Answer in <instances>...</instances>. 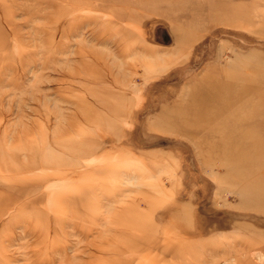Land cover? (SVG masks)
Wrapping results in <instances>:
<instances>
[{
	"label": "rangeland",
	"instance_id": "1",
	"mask_svg": "<svg viewBox=\"0 0 264 264\" xmlns=\"http://www.w3.org/2000/svg\"><path fill=\"white\" fill-rule=\"evenodd\" d=\"M263 180L264 0H0V264H264Z\"/></svg>",
	"mask_w": 264,
	"mask_h": 264
},
{
	"label": "bare ground",
	"instance_id": "2",
	"mask_svg": "<svg viewBox=\"0 0 264 264\" xmlns=\"http://www.w3.org/2000/svg\"><path fill=\"white\" fill-rule=\"evenodd\" d=\"M78 1H80V0H78ZM95 2H97V1H95ZM72 5V4H71ZM70 5V6H71ZM81 5V4H80ZM82 6V5H81ZM75 7H76V5H75ZM70 8V7H69ZM78 8V7H77ZM76 8V9H77ZM68 9V8H67ZM72 9H74V8H72ZM75 9V10H76ZM79 9V8H78ZM81 9H82V7H81ZM74 12V11H73ZM71 13V12H70ZM68 15V14H67ZM64 16V15H63ZM113 18V17H112ZM73 29V28H72ZM71 29V31L73 32V30ZM76 29V28H75ZM77 30V29H76ZM64 33V32H63ZM63 33H62V35H63ZM70 34H71V32H70ZM70 34H68L69 36H70ZM97 35V34H96ZM65 36V35H64ZM97 39V38H96ZM92 40H93V38H92ZM99 41V40H98ZM110 42V41H109ZM58 46V45H57ZM59 49H60V47H58ZM57 49V48H56ZM81 50V49H80ZM92 50V49H91ZM93 51V50H92ZM84 52H86V51H84ZM84 52H82V53H84ZM90 52V51H89ZM59 53V52H58ZM93 53V52H92ZM85 54V53H84ZM84 54L82 55V56H84ZM87 54V56H88V52L86 53ZM90 54V53H89ZM94 54V53H93ZM93 54H90V55H93ZM96 54V53H95ZM81 56V55H80ZM82 56H81V58H82ZM95 55H93V57H94ZM96 56H98V54L96 55ZM95 56V57H96ZM94 57V58H95ZM98 57H100V56H98ZM98 57H97V59L96 60H98ZM85 58H86V55H85ZM92 58V57H91ZM101 58V57H100ZM102 59V58H101ZM102 61H103V59H102ZM94 62H97V61H94ZM100 62V61H99ZM85 65V64H84ZM102 65V64H101ZM85 67V66H84ZM75 71V70H74ZM76 73V72H75ZM79 74V73H78ZM77 75V74H76ZM233 82V81H232ZM240 82V81H239ZM235 84H237V83H235ZM241 84V83H240ZM222 84H219L218 86H216L217 88H220V89H223V90H225L229 95H231V98H232V100H230L231 102H233V103H235L236 101H237V99H240V96L238 95V91H237V89H238V87H237V89H235V91H237V92H230V87H231V85H222ZM239 86V85H238ZM240 86H242V84L240 85ZM240 88V87H239ZM216 93L217 92H214V91H212V90H209L207 93H206V95H207V97H205L204 99H202L203 101H202V104H201V111L199 110L197 113H193L194 115H196V114H198V116H197V121H199L200 122V124H203L204 123V126H201V127H206L207 126V122H210V121H212V119H213V116L212 115H214L215 114V110H220V109H223V108H226V107H228V105H230V101H227L226 99L222 102V104H221V106L219 107V108H217V109H215L216 107H213V104H212V101H215V100H217V95H216ZM212 106V108H210L209 109V107H211ZM109 112V111H108ZM112 112V111H111ZM110 114V113H109ZM91 115V114H90ZM118 116V115H117ZM90 117V116H89ZM196 117V116H195ZM95 118V117H94ZM91 119V118H90ZM87 120H88V118H87ZM100 126V125H99ZM72 127V126H71ZM85 140V139H84ZM86 142V141H85ZM82 143H83V141H82ZM256 145H257V143H256ZM67 146V145H66ZM74 147V146H73ZM244 148H239V149H235V151L234 150H232V151H234V153H233V159H234V161H235V165H236V167H239V168H241V171H238V172H240V173H242V174H245L246 172H248V171H250V170H252L251 168H254V169H256V167L257 166H260L261 167V165H262V163H261V161L259 160H257L256 158H254V154L256 153V151H254V147H248V145H245V146H243ZM72 148V147H71ZM27 150V149H26ZM79 151V150H78ZM72 152V151H71ZM80 152V151H79ZM82 152V151H81ZM73 153V152H72ZM67 154H69V153H67ZM66 154V155H67ZM80 154V153H79ZM91 154V153H90ZM71 155V154H70ZM87 158V157H86ZM261 159V158H260ZM45 165V164H44ZM48 166H49V164H48ZM45 168V167H44ZM40 169V168H39ZM258 169V168H257ZM57 170V169H56ZM26 172H28V171H26ZM118 174V173H117ZM242 176V175H241ZM263 176V175H262ZM261 176V177H262ZM237 178V177H236ZM240 178V177H239ZM115 179V178H114ZM260 179V178H259ZM258 179V180H259ZM257 181V180H256ZM264 181V180H263ZM259 183V182H258ZM246 185V184H245ZM254 185V184H253ZM262 186H264V185H262ZM264 190V189H263ZM34 192V191H33ZM64 195V194H63ZM72 195V197H74L73 196V194H71ZM89 197V196H88ZM41 198H42V196H41ZM40 198V199H41ZM42 200V199H41ZM95 200V199H94ZM43 201V200H42ZM97 201H99V200H97ZM76 205V204H75ZM73 207H74V205H73ZM136 207V206H135ZM42 208V207H41ZM72 211V210H71ZM47 213V212H46ZM69 213V212H68ZM24 216V215H23ZM45 216V215H44ZM51 217V216H50ZM56 217V216H55ZM73 217V216H72ZM26 218V217H25ZM24 218V219H25ZM32 222V221H31ZM13 223V222H12ZM14 224H15V222H14ZM144 226H146V225H144ZM26 227V226H25ZM142 228H144V227H142ZM30 232V231H29ZM21 238V237H20ZM11 240V239H10ZM54 241V240H53ZM10 242H12V240L10 241ZM89 242V241H88ZM155 242H156V240H155ZM8 243H9V241H8ZM41 243V242H40ZM11 244V243H10ZM142 244V243H141ZM13 245V244H12ZM38 245H40V244H38ZM54 245V244H53ZM152 245H154V244H152ZM1 246V245H0ZM130 246V245H129ZM4 247V246H3ZM57 247V246H56ZM138 247V246H137ZM136 247V248H137ZM5 248H7V247H4L3 248V250H6ZM52 248H54V247H52ZM139 248V247H138ZM152 248V247H151ZM26 250V249H25ZM53 250V249H52ZM137 250V249H136ZM154 251V250H153ZM156 251H157V248H156ZM36 252V251H35ZM158 252V251H157ZM139 253V252H138ZM132 255H134V254H132ZM137 255V254H136ZM139 255V254H138ZM137 255V256H138ZM154 255V254H153ZM33 256H36V255H33ZM148 256V255H147ZM84 257V256H83ZM29 259H31V257L29 258ZM151 259V258H150ZM44 259H40V260H38V261H36V263L37 264H41L40 262H44L43 261ZM46 260V259H45ZM143 260V259H142ZM26 262V261H25ZM34 263H35V261H33ZM35 263V264H36ZM33 264V263H32ZM143 264V263H142ZM158 264V263H157Z\"/></svg>",
	"mask_w": 264,
	"mask_h": 264
}]
</instances>
